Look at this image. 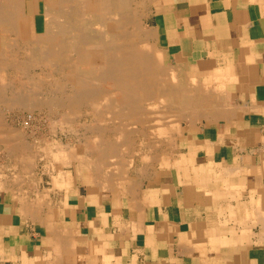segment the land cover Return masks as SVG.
<instances>
[{
  "label": "crops",
  "instance_id": "obj_1",
  "mask_svg": "<svg viewBox=\"0 0 264 264\" xmlns=\"http://www.w3.org/2000/svg\"><path fill=\"white\" fill-rule=\"evenodd\" d=\"M150 26L190 103L173 148L119 190L0 144V264H264V0H157Z\"/></svg>",
  "mask_w": 264,
  "mask_h": 264
},
{
  "label": "bare ground",
  "instance_id": "obj_2",
  "mask_svg": "<svg viewBox=\"0 0 264 264\" xmlns=\"http://www.w3.org/2000/svg\"><path fill=\"white\" fill-rule=\"evenodd\" d=\"M41 1L44 12L43 31L39 32L36 24V16L39 13L40 0H0V73H2V77H0V113H2L1 105L5 104L6 101L12 100V102L15 103L13 106H15V108L19 106L21 110L24 109L32 112L37 107H42V109L47 108V112L49 111L47 116L49 113L52 117L53 115L57 116L55 117L57 121L53 120L52 122L56 121L57 124H55L60 127L58 130L61 129L62 131H60L63 132V127H67L68 133H72L73 129L76 126L78 127L77 123L81 124L82 122L78 120L79 117L78 119L72 117L80 116L84 111H89L90 114L96 116L98 120H96V127L81 126V124L74 131V134L80 136V141H86H83L84 143L79 141L77 143L78 147H74L70 143H67V140H65L67 141L65 144L60 143V141L55 143H46L42 141L36 144L31 143L32 145L28 143L20 145L19 139L22 136L17 138L19 141L11 138L9 142V138H5L8 140L7 143L14 142L13 151L17 154L15 166L26 168L27 174L34 164L35 156L38 157L41 154L46 157L48 162L58 164L57 167L59 169H62L65 165H71V163L77 162L81 166L87 165L88 167V165H90L89 167L92 166L91 168L93 169L95 167L96 171H98L99 168L103 167V161L108 160L109 163L115 161L110 165L113 166L114 173L110 175H103V173L102 175H98L99 173L95 170L94 173L96 172L98 176L97 179L105 181L103 183L108 182L107 184H109L110 182L114 183L116 186L120 183H125L129 175V173L126 174V167H128L129 170L137 171L144 167H150V164H152L151 162H147L145 166L139 165L138 167L134 164V153L136 151V146L139 145H136V140H139L141 142L140 146L148 151L145 157L146 161L159 160L160 153L163 152V149L167 150L170 147L169 144L171 145L172 143L171 135H169L171 143L167 141H165V143L163 140L165 137L162 138V136L168 134L171 125H160L158 122H155L154 125L150 124L149 127H144L147 124H144V122L140 123L141 118L145 116L143 114H147L146 111L143 113V109L145 108L143 103L157 100L158 102L161 100L177 101L178 93L182 89H179L177 85L173 86L175 85L174 83L173 85H169L167 82L162 81L164 80L163 78L157 77V75L159 76L161 74L160 71L162 69L160 65H162V62L159 64L157 59L147 51L146 47L141 45L142 42H139L141 38H143L142 30L139 28L140 17L143 16L140 13L144 10L143 0ZM145 13H147L146 10ZM31 15L34 17L36 35L33 39H23L19 34L18 19ZM175 73L176 72H174V76ZM100 83L111 86L109 90H106L108 93L103 92V89H99ZM16 87L18 88L17 91L13 92L12 90ZM104 93L105 96H102ZM187 94L189 95V93ZM181 99L182 98H180V100ZM167 105L169 104H166V106ZM159 107L158 109H161ZM148 108L149 107H147V109ZM150 108L152 110L153 105L152 107L150 106ZM196 110L198 109L196 108ZM162 112L165 111L162 110ZM186 112H188L187 109ZM165 113L162 115H165ZM169 114L174 118L176 117L172 115L174 112ZM123 115L129 118L127 122L131 120L134 121L131 126L129 125L124 128L125 125L122 124L121 121L125 118ZM181 116L179 115L178 117ZM106 118L108 119V123H118L120 127L103 126L104 123L102 122ZM91 120L92 119H90V121ZM153 121L154 120H152V122ZM92 122L95 121L93 120ZM139 123L142 124L144 128L141 127ZM29 124H24L23 127L27 129ZM74 124L77 125L73 128ZM133 126L134 128L129 129V127ZM14 129L16 130V128H13V132L17 133ZM50 130V132H53L52 130L54 129L50 127ZM105 132L110 135L111 133L119 132V134L123 135L117 137L120 138L119 141L111 143L107 140L108 138L104 136ZM87 133L95 134V136L92 137L94 139L93 146L91 145L93 143H89L90 140L87 141ZM52 134V136H55L54 133ZM42 135L44 134H40V136ZM77 137L76 135V140H78ZM81 138H83V140ZM58 139L60 138L58 137ZM88 139L91 138L88 137ZM2 142L6 144V141ZM1 147L3 149V146ZM170 148H173L172 145ZM0 152L2 151L0 150ZM31 152L35 153L32 154ZM90 154L92 156L90 158L91 160L88 159ZM11 158L13 160L14 157ZM5 159H3V161ZM11 169L12 168H10V172H12ZM46 173L47 171L45 174ZM56 173V179H60L61 177L59 175L63 173H61L60 170H57ZM96 174L94 177H97ZM16 177L15 179H17ZM66 177L68 179L67 175ZM20 178L22 182L26 180L23 177ZM95 181L97 182L98 180ZM11 184L12 188L13 182ZM15 184L18 183L15 182ZM24 185L22 187H24ZM16 187L17 186L14 185V188ZM19 187L21 186L19 185ZM117 188L119 189V186ZM27 190H29V188ZM29 191L31 192V190ZM19 194L17 193V195ZM121 195H123V193ZM19 197L20 196H18V198ZM44 200L46 199L44 198ZM49 200L51 201L52 199ZM57 202L54 203L56 204ZM40 203L43 204L42 202ZM45 204H47V202H45L44 205ZM48 205H51L49 201ZM51 207L52 206H50V208ZM40 208L42 209V207ZM59 214L62 213L60 212Z\"/></svg>",
  "mask_w": 264,
  "mask_h": 264
},
{
  "label": "rangeland",
  "instance_id": "obj_3",
  "mask_svg": "<svg viewBox=\"0 0 264 264\" xmlns=\"http://www.w3.org/2000/svg\"><path fill=\"white\" fill-rule=\"evenodd\" d=\"M157 0H143V7H144V10L140 13L141 15H143V16H141L140 17V23H139V28L142 30V37L143 38H141V40L139 41L140 43H141V45L142 46H145L146 47V49H147V51L149 52V53H151L156 59H157V61L159 62V64L161 63L162 65H160V67H161V71H160V75L158 76L157 75V77H161V78H163L164 80H162V81H164V82H167L169 85L170 84H172L173 85V83L175 84V85H173V86H178L179 87V89L180 88H182L183 87V85H185V82H183V80H182V77L180 76V75H177L176 73H175V76H174V69L172 68V66L170 65V63L168 62V60H167V58L164 56V54L157 48V46H156V44H155V34H154V31L151 29V26H150V16H151V12H152V10H153V6H154V4H155V2H156ZM144 2H145V4H144ZM39 16L37 17V19H36V24H37V29H38V31L39 32H42L43 31V7H42V1L40 0V4H39ZM145 10L147 11V13H145ZM29 20H30V22L32 23L31 24V28L29 29V28H27V29H25V27H23V19L22 18H19L18 19V23H19V34H20V37H22L23 39H33L34 37H35V24H34V17L31 15L30 16V18H29ZM21 24V25H20ZM143 26V27H142ZM22 32V33H21ZM144 33H145V35H144ZM144 39V40H143ZM145 42H146V44H145ZM163 67V68H162ZM2 75V73H0V77H2L1 76ZM177 76V77H176ZM177 80H180V81H177ZM176 81H177V83H176ZM171 82V83H170ZM181 85H180V84ZM109 87H111L110 85L109 86H107L106 84H104V83H100L99 84V89H103L104 91L103 92H105V93H108V92H106V90H109ZM17 87L16 88H14L12 91L14 92V91H17ZM11 90V89H10ZM105 93L102 95V96H105ZM179 93H180V95H179ZM178 93V98H177V101H175V100H173V102L172 101H164V100H161V101H159L158 102V100L157 101H146V102H144L143 104L145 105V108L143 109V113H145V111H146V113L147 114H143V115H145V116H143L142 118H141V121H140V123L141 122H144V124H147V125H145L144 127H146V126H150V124L151 125H154L155 124V122H158L160 125H168L169 124V126L171 125V127H170V131L168 132V134L166 135V136H162V138H164L163 140H164V142L165 141H167V142H169V143H171L170 142V140H169V135H171V133H172V131L173 132H175V130H176V120L178 119V118H180V117H178L179 115H180V113H182V111H183V107L185 108V107H187L188 108V106H189V102L188 101H185V100H183V95H184V92H182L181 90H180V92ZM9 95H12V94H9ZM186 95V94H185ZM12 98V97H11ZM180 98H182L181 100H180ZM13 101V100H12ZM12 101H6L5 102V104H2L1 105V112L2 113H0V117H2V118H0V142H2V141H6V144H9V145H6L5 143H4V145L8 148V151H13L12 149H13V146H14V142L12 143H9L10 142V140H11V138L12 139H14V140H17V141H19V144L21 145V144H25V143H28L29 145L32 143V144H36L37 142H42V141H44V142H46V143H49V142H53V143H55V142H59L60 141V143H62V144H65V142H67V143H70L71 145H73L74 147H78V145H77V143L80 141V136L78 135V134H74L75 132V130L81 125V126H84V125H86V126H88V127H96L97 126V123H96V120H98V118L96 117V116H94L93 114H90V112L88 111H84V112H82L81 114H80V116L78 115V116H74V117H72V118H74V119H78V117H79V119L78 120H81L82 122H84V123H82L81 122V124H79V123H77L78 124V127L76 126L77 124H74L73 125V132L72 133H68L67 132V127H63V132H61L62 130L61 129H59L58 130V128H60L58 125H56L57 123H56V121H57V118H55V117H57V116H54L53 115V117L51 116V114L49 113L48 114V116H47V113L49 112H47V108H43L42 109V107H37L35 110H33L32 112H30V111H27V110H21L20 108H19V106H16V108H15V106H13V105H15V103L14 102H12ZM98 101V100H97ZM163 104H162V103ZM179 102V103H178ZM182 102V103H181ZM94 103V102H93ZM97 103H99V102H97ZM100 103H102V102H100ZM104 103V102H103ZM151 104V105H150ZM166 104H169V105H167L166 106ZM178 104H180V105H178ZM152 105H153V108H152V110H151V108H150V106L152 107ZM160 106V107H159ZM7 107V108H6ZM9 107H12V108H9ZM147 107H149L150 108V110L148 111V109H147ZM158 107L159 108H161V109H158ZM3 108H5V109H3ZM18 108V109H17ZM155 108V109H154ZM180 108H181V110H180ZM9 109V110H8ZM10 109H11V112H10ZM165 109H167V110H165ZM6 110V111H5ZM19 110V111H18ZM41 110V111H40ZM162 110L163 111H165V112H162ZM4 111V112H3ZM8 111V112H7ZM151 111H152V113H151ZM21 112V113H20ZM23 112V113H22ZM41 112V113H40ZM158 112H159V114H158ZM162 112V113H161ZM174 112V114H172V115H175L176 117V119L173 117V116H171V114H169V113H173ZM35 113V114H34ZM39 113V114H38ZM46 113V114H45ZM149 113H151V114H149ZM161 113V114H160ZM165 113V115H162V114H164ZM178 113V114H177ZM2 114V115H1ZM32 116H31V115ZM89 114V115H88ZM153 114V115H152ZM168 114H169V116H168ZM44 115V116H43ZM84 115H86V116H84ZM167 115V116H166ZM178 115V116H177ZM148 116H150V117H148ZM159 116V117H158ZM41 117V118H40ZM49 117V118H48ZM89 117V118H88ZM123 117H125L124 115H123ZM171 117V118H170ZM173 117V118H172ZM54 118V119H53ZM81 118V119H80ZM82 118H83V120H82ZM122 118V117H121ZM121 118H119V119H121ZM5 119V120H4ZM48 119V120H47ZM51 121H50V120ZM90 119H92L91 121H90ZM125 121H124V120ZM121 121H122V124H124L125 126H124V128H126V126H131L132 125V122H134L133 120H131V121H129V122H127L128 121V119L129 118H123ZM37 120V121H36ZM53 120H56L55 122H52ZM59 120V119H58ZM95 121V122H92V121ZM106 120V121H105ZM152 120H154L153 122H152ZM7 121V122H6ZM88 121V122H87ZM151 121V122H150ZM28 122V123H27ZM36 122V123H35ZM49 122V123H48ZM90 122V123H89ZM8 123V124H7ZM30 123V124H29ZM51 123V124H50ZM53 123V124H52ZM56 123V124H55ZM89 123V124H88ZM93 123V124H92ZM102 123H104L103 124V126H115V127H120L119 126V124L118 123H116V124H113V123H108V119L106 118V119H104L103 120V122ZM139 123V124H140ZM24 124H29V127L27 128V129H25L24 127H23V125ZM46 124V125H45ZM22 125V126H21ZM48 125H50V126H48ZM54 127H53V126ZM5 128H4V127ZM9 126V127H8ZM12 126V127H11ZM56 126V127H55ZM140 126L141 127H143V125L142 124H140ZM2 127V128H1ZM39 127V128H38ZM50 127H51V129L53 128L54 130H52L53 132H50L51 130H50ZM143 127V128H144ZM13 128H16V130L15 131H17V133H14L13 132ZM32 128V129H31ZM36 128V129H35ZM57 128V129H56ZM131 128H134V126L133 127H129V129H131ZM21 131H20V130ZM24 129V130H23ZM5 130H6V132H5ZM61 130V131H60ZM8 131H9V134H8ZM23 131V132H22ZM49 131V132H48ZM7 135H6V134ZM24 133V134H23ZM52 133H54V135L55 136H52L53 134ZM59 133V134H58ZM67 133V134H66ZM20 134H22V135H20ZM40 134H44V135H42V136H40ZM49 134V135H48ZM58 134V135H57ZM15 135H17V136H15ZM20 135V136H19ZM76 135L78 136L77 137V139L78 140H76ZM82 135H83V133H82ZM121 135H123V134H119V132H116V133H111V135L110 134H107L106 132H105V134H104V136H106L108 139V141H110L111 143L112 142H114V143H116L117 141H119L120 140V138H117V137H119V136H121ZM22 136V137H21ZM39 136V137H38ZM44 136V137H43ZM62 136V137H61ZM64 136V137H63ZM72 136V137H71ZM95 136V134L93 133V134H88L87 133V141H89V143L91 144V143H93V138L92 137H94ZM19 137H21L19 140L17 139V138H19ZM48 137H50V138H48ZM58 137L60 138V139H58ZM68 137V138H67ZM88 137H90L91 139H88ZM5 138H9L8 140H9V142L7 143V139H5ZM24 138V139H23ZM45 138H46V140H45ZM48 138V139H47ZM54 138V139H53ZM63 138V139H62ZM66 138V139H65ZM75 140H74V139ZM21 139H23V140H21ZM38 139V140H37ZM73 139V140H72ZM82 140H83V138H81ZM56 140V141H55ZM58 140V141H57ZM65 140H67V141H65ZM73 142H72V141ZM22 141H24V142H22ZM27 141V142H26ZM71 141V142H70ZM77 141V142H76ZM84 141V140H83ZM80 141V142H82V143H84V142H86V141ZM21 142V143H20ZM89 143H87V144H89ZM136 145L137 144H139V145H137L136 146V151H135V153H134V164L138 167L139 165L140 166H142V165H145V163H147V162H151L152 164H150V165H152V167H154V165H155V163H158L159 162V160H147L146 161V156H147V153H148V151L145 149L144 150V148H142L141 146H140V141L139 140H136ZM166 143V142H165ZM0 144H3V142L2 143H0ZM31 144V145H32ZM92 146L94 145V143L93 144H91ZM169 146L171 147V145L169 144ZM168 148V152H170L171 151V149L172 148ZM10 148H11V150H10ZM170 150V151H169ZM145 151V152H144ZM32 153V152H31ZM35 153V152H34ZM34 153H32V154H34ZM39 157H40V159H39ZM92 156H91V154L89 155V157H88V159H90ZM37 160V161H36ZM91 160V159H90ZM89 160V161H90ZM93 160H95V159H93ZM15 161V162H14ZM16 161H17V157L16 158H14L13 159V163L15 164L16 163ZM157 161V162H156ZM112 162H115V161H112ZM112 162H110L109 163V161L108 160H105V161H103V167L102 168H99V170L98 171H96V169H95V167H94V169L93 168H91V167H89L90 165H88V167H87V165H85V166H81L79 163H77V162H75V163H71V165H65L62 169H59L58 167H57V165L58 164H54L53 162H48V160L46 159V157L43 155L42 156V154L41 155H39L38 157H36L35 156V159H34V164H33V166H32V168L30 169V171L32 170V171H34V173L36 174V173H44L45 174V172L47 171V173L46 174H52V173H54L56 176H57V173H56V171L57 170H60L61 171V173H63L62 175H59L60 177H66V175L68 176V178H72V179H74V180H80L81 178H84V179H86V174H88V176H89V178H93V179H95L96 177H94L95 176V174H96V172H98L99 174L98 175H102V173H103V175H110L111 173H114V168H113V166H110L111 165V163ZM155 162V163H154ZM48 163V164H47ZM51 164V165H50ZM90 164H92V163H90ZM44 165H46V166H44ZM52 167V169H51V167ZM70 167H71V169H70ZM21 168V167H20ZM78 168V169H77ZM131 168V167H130ZM27 170L26 168H23V170ZM92 169V170H91ZM56 170V171H55ZM94 170L96 171L95 173H94ZM93 171V172H92ZM116 171V170H115ZM94 173V174H93ZM129 173V175L127 176V177H133L132 175H135V174H140V175H144L145 174V172H143V171H132V170H129V168L128 167H126V174H128ZM45 174V175H46ZM72 174V175H71ZM78 174V175H77ZM146 174H149V172H147ZM69 175H70V177H69ZM47 176V175H46ZM96 176H97V174H96ZM78 177V178H77Z\"/></svg>",
  "mask_w": 264,
  "mask_h": 264
}]
</instances>
